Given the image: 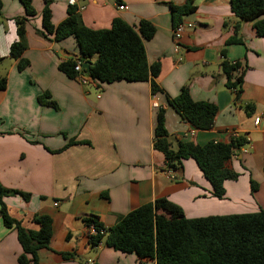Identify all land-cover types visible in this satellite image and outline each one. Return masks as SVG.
<instances>
[{
	"label": "crops",
	"instance_id": "crops-1",
	"mask_svg": "<svg viewBox=\"0 0 264 264\" xmlns=\"http://www.w3.org/2000/svg\"><path fill=\"white\" fill-rule=\"evenodd\" d=\"M184 2L76 0L73 4L91 29L109 28L117 17L133 27L140 20L153 25V36L144 41L147 62L159 64L155 82L162 94H153L149 81L82 85L61 72L57 65L67 57L60 51L79 56L78 47L72 36L55 41L51 34L42 35L44 0H32L35 14L27 16L24 24L22 53L29 65L17 70L8 50L17 38L13 18L23 16L24 8L18 0H2L0 76L7 84L0 91V184L29 194L27 199L19 194L4 197L9 215L24 227L38 228L32 220L35 214L52 219L50 243L38 250V264L87 260L155 264L102 243L93 248L86 220L93 217L108 228L159 197L180 206L187 218L264 210V36L256 34L252 22L232 13L230 0H192L195 9L181 18L193 28L182 33V60L176 61L170 6ZM68 5V0L49 3L54 25L65 18ZM119 5L125 8L118 9ZM235 25L242 43L226 44ZM224 60L247 66L237 96L225 86L220 65ZM182 86H187L193 100L216 106L209 129L195 128L166 103L164 97L176 96ZM154 98L158 107H152ZM159 108L173 145L180 139L197 145L227 142L233 132L244 140L226 163L238 176L223 182L221 198L212 195L210 183L192 158L182 161L174 177L168 175L163 154L153 147ZM250 181L256 184L254 190ZM20 253L15 230L5 227L0 218V264H18ZM61 253L74 257L66 259Z\"/></svg>",
	"mask_w": 264,
	"mask_h": 264
},
{
	"label": "trees",
	"instance_id": "trees-1",
	"mask_svg": "<svg viewBox=\"0 0 264 264\" xmlns=\"http://www.w3.org/2000/svg\"><path fill=\"white\" fill-rule=\"evenodd\" d=\"M18 1L24 8V15L13 18L17 38L9 45L8 53L17 61V70L21 71L29 65L28 60L22 57L26 48L24 24L27 16H33L35 10L32 0ZM51 1L44 0L41 11L42 35L51 34L55 41L72 36L79 52V56L67 57L58 63L57 68L61 72L74 79V66L79 57L91 60L96 55L94 61H89V71L82 70L89 82L149 81L151 92L162 94L155 82L159 64H149L146 59L144 41L154 34V27L149 21L140 20L137 27H133L117 17L109 28L91 29L82 23L77 7L68 5L65 18L54 25L49 9ZM170 9L174 26L195 6L192 0H185L182 5H171ZM230 9L238 19L252 22L258 36H264V0H230ZM225 42L242 43L237 25ZM220 65L225 86L234 90L237 96L246 64L224 60ZM6 84V77L0 76V91L6 88ZM41 99L42 96H39L38 101L41 102ZM164 99L195 128L206 130L212 126L216 106L208 101L193 100L187 86H182L176 96H165ZM153 137V147L163 154L166 168L177 170L182 167L184 159L192 158L210 183L212 195L217 198L224 194L223 182L238 176V173L226 167V163L234 150L244 144L241 137L231 138L227 142L209 141L204 145L180 139L173 145L168 140L162 108L156 111ZM72 142L70 140L69 144ZM250 188H256L253 181H250ZM12 194H19L24 199L29 196L28 193L7 189L0 184V218L5 227L16 232L21 247V253L17 256L18 264H38V250L47 248L50 243L52 219L48 215L35 214L32 220L38 228L24 227L19 220L9 215L4 202V197ZM86 223H93L97 230L95 235H88L93 248L102 243L124 253H134L139 261L151 260L155 264H264L263 209L241 214L187 218L180 206L165 197H159L129 211L108 228L93 217H89ZM61 255L66 259L74 257L73 253ZM91 264L98 263L94 261Z\"/></svg>",
	"mask_w": 264,
	"mask_h": 264
},
{
	"label": "built area",
	"instance_id": "built-area-1",
	"mask_svg": "<svg viewBox=\"0 0 264 264\" xmlns=\"http://www.w3.org/2000/svg\"><path fill=\"white\" fill-rule=\"evenodd\" d=\"M75 1L76 0H68V4L69 5H73L75 3ZM124 8H125L124 5H119L118 6V9H124ZM191 28H193V24L191 22H183V21L177 23L172 28L173 53H174V57H175V60L176 61H181L182 60V57L180 55V51L182 49L181 48V45H180L181 35H182V33L185 30L191 29ZM74 70L76 72L74 79H76L82 85L89 83V80H88L86 74L82 72V70H84V68H82L81 61L80 60L76 61V64L74 66ZM158 106H159L158 105V99L157 98H154L153 101H152V107H158ZM258 121H259V117L257 116V117L254 118V124H257ZM238 137H240L238 135V133H236V132H233L232 133V137H231L232 139H236ZM167 172H168V175L170 177H174L173 170L167 168ZM96 233H97V230H96L95 225L93 223H89L87 225V230H86L87 236L88 235L89 236L95 235ZM86 262L88 264H91L92 263L90 260H87Z\"/></svg>",
	"mask_w": 264,
	"mask_h": 264
},
{
	"label": "water",
	"instance_id": "water-1",
	"mask_svg": "<svg viewBox=\"0 0 264 264\" xmlns=\"http://www.w3.org/2000/svg\"><path fill=\"white\" fill-rule=\"evenodd\" d=\"M60 54L62 56H66V57H73V56H75L74 54L69 53V52H66L64 50H61L60 51ZM79 60L81 61L82 68H84L85 71L88 72L89 71V67H90V62L87 61V60H85V58L83 56H80L79 57Z\"/></svg>",
	"mask_w": 264,
	"mask_h": 264
}]
</instances>
